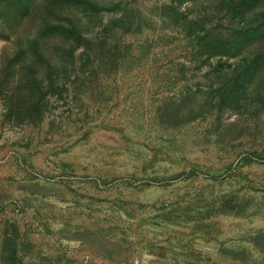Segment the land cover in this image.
Listing matches in <instances>:
<instances>
[{
	"label": "rangeland",
	"instance_id": "1",
	"mask_svg": "<svg viewBox=\"0 0 264 264\" xmlns=\"http://www.w3.org/2000/svg\"><path fill=\"white\" fill-rule=\"evenodd\" d=\"M0 264H264V0H0Z\"/></svg>",
	"mask_w": 264,
	"mask_h": 264
}]
</instances>
